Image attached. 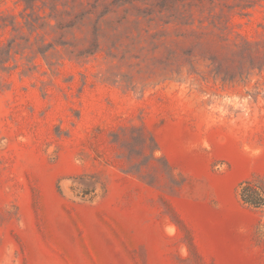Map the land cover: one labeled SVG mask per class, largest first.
<instances>
[{"label": "rangeland", "instance_id": "374dc122", "mask_svg": "<svg viewBox=\"0 0 264 264\" xmlns=\"http://www.w3.org/2000/svg\"><path fill=\"white\" fill-rule=\"evenodd\" d=\"M55 1L189 16L124 22L95 54L57 46L52 65L1 75L0 264H264V207L238 195L264 190V0ZM23 9L0 0L20 26Z\"/></svg>", "mask_w": 264, "mask_h": 264}, {"label": "trees", "instance_id": "16d2710c", "mask_svg": "<svg viewBox=\"0 0 264 264\" xmlns=\"http://www.w3.org/2000/svg\"><path fill=\"white\" fill-rule=\"evenodd\" d=\"M24 9L21 13L22 25L12 15L9 20L0 17V78L3 74L10 72L18 67V59H25L24 69L22 73H27L35 63L32 61L41 56L48 66L52 65L48 59L52 56L49 54L51 49L57 46L71 57L81 58L95 54L100 49V42L108 38H118L125 29L121 27L123 23L140 25L142 20L149 25L153 22L157 25L166 26L170 23L187 24V9H179V7H166L150 5L149 7H131L122 10L123 14L117 16V10L113 8L114 3L102 6V10L98 9V3L95 1L91 7L76 10L74 6L66 9L67 4L61 3L62 9L58 7L55 0H22ZM37 1L40 2L39 9L45 12V8L49 9L46 14L34 11L37 7ZM27 9H31L27 13ZM128 16L134 18L128 23ZM8 21V22H7ZM54 21V22H52ZM10 27L11 36L3 39L1 35L3 31ZM25 27L27 35L19 36L18 32ZM76 31L82 34L81 37L76 36ZM49 32H58L56 39L47 41L46 35ZM65 35H72L71 40H62ZM82 46V48H79ZM28 49L32 54L31 57L24 56L23 52ZM17 55H20L18 58ZM32 64V67L30 66ZM34 65V66H33ZM239 196L241 201L254 208L264 207V190L262 184L253 180L241 183L239 187Z\"/></svg>", "mask_w": 264, "mask_h": 264}, {"label": "crops", "instance_id": "0c3cea01", "mask_svg": "<svg viewBox=\"0 0 264 264\" xmlns=\"http://www.w3.org/2000/svg\"><path fill=\"white\" fill-rule=\"evenodd\" d=\"M238 195H239V193H238ZM239 198H240V196H239ZM242 204H243V202H242ZM229 215H230L231 222H237L238 223V228L236 231L233 232V235L234 236H242L243 235V208H240V207L234 205L231 208V212ZM235 242H237V240ZM229 253L231 256L236 255V254L243 255V243L239 242V244H237V243L232 244Z\"/></svg>", "mask_w": 264, "mask_h": 264}]
</instances>
